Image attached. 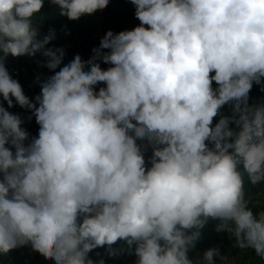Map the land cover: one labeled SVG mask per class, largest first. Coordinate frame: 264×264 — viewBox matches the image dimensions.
I'll return each instance as SVG.
<instances>
[{
  "label": "clouds",
  "instance_id": "9594fccd",
  "mask_svg": "<svg viewBox=\"0 0 264 264\" xmlns=\"http://www.w3.org/2000/svg\"><path fill=\"white\" fill-rule=\"evenodd\" d=\"M52 3L77 20L109 0ZM131 3L141 26L108 31L87 62L77 55L42 85L36 108L3 60L35 55L52 38L37 40L32 26L43 0H0V93L9 107L14 97L34 109L40 125L26 149L20 118L0 107V253L30 242L56 264H92L89 251L124 239L138 242V264H192L187 251L199 231L182 229L202 228L211 217L221 221L218 231L264 258V211L257 216L248 207L239 170L242 164L253 185L264 182V107L246 104L252 82L264 77V0ZM43 55L55 69L64 52ZM100 59L113 66L101 70ZM101 82L107 88L95 94ZM230 101L242 124L234 143L226 142L233 136L228 119L210 127ZM129 130L166 145L154 151L147 173ZM88 213L94 215L78 225V214ZM215 255L216 249L205 253L207 264Z\"/></svg>",
  "mask_w": 264,
  "mask_h": 264
},
{
  "label": "trees",
  "instance_id": "16d2710c",
  "mask_svg": "<svg viewBox=\"0 0 264 264\" xmlns=\"http://www.w3.org/2000/svg\"><path fill=\"white\" fill-rule=\"evenodd\" d=\"M135 12H136V6L133 3H131L130 0H127L126 2H124L120 5H113L109 1L106 8H104L103 10H97L96 12L93 13V15L96 17L97 22H98V26H96L95 28L91 27V25L87 22L86 14L83 15L81 22H79L80 24H76V25H71V26L66 25L67 21L62 19L63 27L69 28L67 40L69 41L68 47L70 50L63 51L64 55L65 54H67V55L74 54V57L79 55L83 62L89 61L95 55L93 52V49L100 47L101 40L106 35V33L108 31H111L113 34H119L120 32H124V31H132L137 27V25L141 26V22L136 17ZM9 56H10V60L16 63L18 56L14 57L11 54H9ZM72 60H73L72 58H65L63 56L61 63L55 69H51V68L47 67L48 60H46V61L44 60L42 62V65H40V68H39V74L41 77L40 81H42V82L36 84V85H39V90L42 89V85L45 82H47L49 79L47 76L44 75L45 71H49V73L52 76H54L64 66L68 65ZM97 63H99L101 70H104V71H106L109 67L113 66V65H110L108 63H105L102 59L97 60ZM19 65H20V67H19L20 77L23 81H25L28 79V76L31 75V72H33V68H35V67H33L29 61L19 63ZM85 67H86L84 69L85 71L90 70V65H88L87 63H85ZM214 75H215L214 71L210 73V77L214 76ZM10 77L12 79L15 78L14 75H12L11 73H10ZM211 87H212L213 91L216 92V90L219 88V85L217 84V82L215 80H213ZM102 88L103 89L107 88V85L103 82L94 85L93 91L95 94H98ZM23 93L30 100L28 94L26 92H23ZM217 95H218V93H217ZM0 99H4L2 93H0ZM15 103L18 104L16 102V100L14 99V104ZM35 107L36 108L39 107L38 101L36 102ZM231 112L229 111L228 113H231ZM29 113H30L31 119H36V116L34 114V109H29ZM238 119H239V116H236L232 120L228 119V121H229L228 129L230 131H232L234 135L232 137L227 138V141H226L227 143H234L236 136L239 134L240 131H242V124L236 123V120H238ZM20 120H21L20 127L24 131L25 127H26L25 120L22 118H20ZM220 120H221L220 119V113H217V115L215 117H213L212 124L216 125L219 123ZM131 122L134 125L139 126L138 122L135 121L134 119L131 120ZM128 134L135 139V143H136L137 147L139 148V150H143V155L145 158V162L147 164V166L146 167L144 166V168H145V173H147L149 171L147 168H149L153 165L152 161H153V156H154L155 150L153 148H149L147 146L148 144L152 145L150 142L147 143V141H142L141 138L135 137V133L133 130H130V132L128 131ZM207 141H209L208 148L210 150L214 149V147H215L214 142L210 141V140H207ZM152 143H156V142L152 141ZM157 146L159 149L166 147V145H163V144H157ZM6 148H7V146H6ZM233 152H234L233 148L228 149L229 154H232ZM13 157H15V152L13 154ZM156 161L159 162L158 157L156 158ZM242 167L243 166L241 164L239 166V169H241ZM0 172H1V174H3V171H0ZM85 215L91 217L94 215V213L78 214V216H77V223L78 224L83 222ZM201 219H205V218L201 217ZM18 255L20 256V254H18ZM187 257H188V255H187ZM34 260L35 261L33 262V264L34 263H36V264H47L46 263L47 258L45 256H43L42 254H40L39 252H38V255L35 257ZM28 264H31V263H28Z\"/></svg>",
  "mask_w": 264,
  "mask_h": 264
},
{
  "label": "rangeland",
  "instance_id": "374dc122",
  "mask_svg": "<svg viewBox=\"0 0 264 264\" xmlns=\"http://www.w3.org/2000/svg\"><path fill=\"white\" fill-rule=\"evenodd\" d=\"M113 5H120L124 2H126L127 0H109ZM131 1V0H130ZM61 8L59 5L52 3V0H43V7L41 8L39 13L34 14V16L31 18L32 21V26L37 30V40H43L45 36H49L51 35L52 38L49 40V42L44 45V48L41 51H38L35 55H21L17 57L16 63L10 60V56L9 54L4 57V53L2 50H0V57H4L3 63L4 66L7 70V72L10 75L9 69L11 67H15L17 64L19 65V63H23L26 61H29L31 63V65L35 68H33V72H31V75L29 76V78L25 81L21 80V78L19 77L18 80L21 81V83L24 86V88H31L32 91H36L37 90V86L36 84L41 80L40 74H39V68L40 65H42V62L45 60H48V57L43 55V51H46L48 49H52V50H56V49H62L63 51H68L70 50L68 45H69V41L67 40V36H68V29L67 27H63V23H62V19H64L65 21H67L66 25H76V24H80L79 22H81L83 16H81L79 19L77 20H71L69 19L67 16L65 15H61ZM86 20L87 22L91 25V27L95 28L96 26H98V22L96 17L93 14H86ZM65 25V24H64ZM147 27V25H146ZM65 58H72L74 60V54H65L63 55ZM72 60V61H73ZM82 60V59H81ZM20 67V65H19ZM86 68V67H85ZM45 76H47L48 78H51L52 75L49 73V71H45L44 73ZM17 81V80H15ZM18 82V81H17ZM21 86V85H20ZM27 86V87H26ZM13 101V106L9 107L7 101H5L4 99H0V107H3L5 110H7L10 114L19 116L20 118H22L27 111L25 110V107H21L19 104H14V97H10ZM252 100L251 96H248L247 98V102L246 104H249V102ZM223 107L228 106V103L222 105ZM233 106V105H232ZM230 106V107H232ZM245 105L242 103L241 107L243 108ZM264 107V104L263 106ZM248 108L251 109H255L256 107L254 106H250ZM235 109V107H234ZM232 110L231 113L227 114V115H222L223 118H229V119H233L236 116H239V113L236 112L235 110ZM216 125L211 124L210 127L214 128ZM38 127L40 130V125L38 123H36L35 128ZM39 130L37 131L36 129H34V132H31L28 130H26V134L27 137L25 140L22 141V146L24 148H28L34 141V139H38L39 138ZM130 132V130H129ZM129 135V134H128ZM142 141H147V143H151L152 145H147L149 148H156L158 147L157 144L152 143V141H150L147 137L145 138H141ZM206 146L208 147L209 145V141H205ZM7 146L8 149H10V151L14 154V152L16 153L17 149L16 147L11 144V142L6 143L5 147ZM152 146V147H151ZM140 154L143 156V150H140ZM145 161V158H144ZM146 164V162H145ZM144 166L146 167L147 164ZM148 170L151 169V167L147 168ZM243 175V179H248V175L246 172H244L243 167L241 169H239ZM5 180V173L3 172V174H1L0 172V182H4ZM250 181V180H249ZM262 183V182H261ZM257 185V184H256ZM251 190H255L254 187H250ZM248 194H250L251 192L247 189ZM11 194V193H10ZM258 209H254V211H256ZM253 211V210H252ZM179 227V226H177ZM197 228H192V229H182L186 235H189L190 232H192L193 230H196ZM118 242H127L124 239H118ZM116 241V242H117ZM116 242L113 244L116 245ZM161 246H164V242L161 240L160 241ZM195 244V240L192 242L191 245H189L188 250L193 248V245ZM109 246V245H108ZM112 246V245H111ZM138 242H133L131 245H127V243H124L123 248L119 249L120 252H127L129 251V255H127L125 258H127L125 263L122 264H138L139 262V256L136 254V248L138 247ZM19 251H21V253L23 254H29V258H31V254H33L34 249L32 248L31 243H27L24 245H19L16 248L10 250L8 253H0V264H14V262H16L13 258V253H15L16 255L21 254L19 253ZM189 253V252H188ZM188 255V254H187ZM19 256V255H18ZM30 260V259H29ZM28 259L19 261V264H28L30 261ZM16 264V263H15ZM121 264V263H119Z\"/></svg>",
  "mask_w": 264,
  "mask_h": 264
},
{
  "label": "crops",
  "instance_id": "0c3cea01",
  "mask_svg": "<svg viewBox=\"0 0 264 264\" xmlns=\"http://www.w3.org/2000/svg\"><path fill=\"white\" fill-rule=\"evenodd\" d=\"M145 28H148L149 26L143 25ZM10 72V70H9ZM30 76V75H29ZM28 76V78H29ZM15 80V78L13 79ZM42 81H39L38 83H41ZM38 88L36 91H32L31 88L27 87V90L31 92L32 94H36L39 91V85H36ZM248 96L252 97V100L247 104V107L254 106L256 108H260L264 104V77L260 78V82L253 81L252 87L248 93ZM233 105V106H232ZM232 106V107H230ZM235 107V101L228 102V106L223 107L221 106L218 110V113H220V119H223L222 115L229 114L228 112L232 111ZM255 108V109H256ZM29 109L25 107V110L27 111L24 113L25 115L22 117V119L25 120L26 127L25 130L34 132V129L37 131L39 130L38 127L35 128V125L37 123L36 119H31ZM229 119V118H226ZM215 125V124H213ZM234 135V134H233ZM157 144V143H155ZM154 150L158 149V147L154 148ZM10 150V149H9ZM153 166V165H152ZM151 166V168H152ZM244 180V193H245V199L248 201V207L253 210L254 214L258 216V214L261 211H264V182L259 183L257 185L251 184V182L248 179ZM250 187H254L255 190H251ZM247 189L251 192L248 194ZM254 209H258L254 211ZM83 223V222H82ZM80 223V224H82ZM221 221L219 219H213L211 217H208V219L205 221L202 228L193 230L190 232L189 235H192V233L199 231V236L195 240V244L193 245V248L188 250V259L192 262V257L198 253L201 249H204L205 252H207L210 249H216L218 252V255H215L213 257L214 264H226L227 261H236L239 264H264V258H261L253 248H240L238 246V243L236 241L235 236L228 232V231H218L217 225H219ZM78 224V225H80ZM124 243L128 245V242H116V245L113 246H97L93 248L91 251L87 253V260H91L92 264H103L106 262H112L113 264H119V263H125L127 258H125L127 255H129V251L127 252H120L119 249L123 248ZM21 253V251H19ZM38 255V251H33V254H31V258H29V254H20V256L13 253V259L16 261L14 264H19V261L30 259L29 263L33 264L35 261V257ZM47 264H56L55 260L48 259L46 260ZM36 264V263H34ZM192 264H194L192 262ZM202 264H207V262L204 261Z\"/></svg>",
  "mask_w": 264,
  "mask_h": 264
},
{
  "label": "built area",
  "instance_id": "2783aa9c",
  "mask_svg": "<svg viewBox=\"0 0 264 264\" xmlns=\"http://www.w3.org/2000/svg\"><path fill=\"white\" fill-rule=\"evenodd\" d=\"M137 27H139V25H137ZM10 73L12 74V75H14V77H15V80H17L18 81V83H21V81L20 80H18V78L20 77V71H19V66L18 65H16L15 67H11L10 69ZM21 78V77H20ZM22 80V79H21ZM21 85V88H22V91L23 92H26L27 94H28V96H29V98H30V102L32 103V104H36V102H37V97L38 96H41L42 95V89L41 90H39L38 92H37V95L36 94H32L31 92H29L28 90H27V88H24V86L22 85V84H20ZM205 250L204 249H201L198 253H196L193 257H192V262L194 263V264H202V262L204 261V255H205ZM103 264H113L112 262H106V263H103ZM226 264H239L238 262H236V261H227V263Z\"/></svg>",
  "mask_w": 264,
  "mask_h": 264
}]
</instances>
